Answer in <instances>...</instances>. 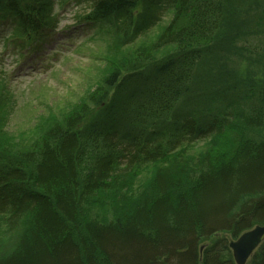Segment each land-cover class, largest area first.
I'll use <instances>...</instances> for the list:
<instances>
[{"label":"trees","instance_id":"16d2710c","mask_svg":"<svg viewBox=\"0 0 264 264\" xmlns=\"http://www.w3.org/2000/svg\"><path fill=\"white\" fill-rule=\"evenodd\" d=\"M50 3L51 0H0V20L15 25L14 36L40 38L48 27ZM91 3L94 20L120 18L126 24V36L132 26L137 31L149 29L167 8L175 9L174 19L157 40L158 46L173 45V52L155 61L147 71L138 70V66L128 74H124L130 71L125 62L131 61L108 59L106 76L90 96L92 103H99L104 110L103 102L114 89L125 94L127 99H121L123 107L130 105L128 101L154 107L149 117L154 118L143 121L144 128L122 135L117 129H109L101 118L84 130L81 125L90 118L91 108L89 104H76L63 125L53 124L39 134L19 152L17 160L6 158L4 154L13 151L5 149L0 154V214L11 226L19 225L20 219L29 215L32 227L22 236L15 252L0 257V264H236L225 255L229 251L227 236L236 238L256 224H264V141L238 139L232 152L226 151L211 161L208 158L197 179L187 185L182 177L158 171L153 195L134 203L127 217L108 223L96 216L83 223L79 219L82 205L97 192L111 188L138 165L154 162L166 151L177 149L183 138L200 140L233 129L235 107L240 110L243 128L264 126V80L255 83L251 78L244 86L237 83L232 77L235 71L223 58L233 52L264 73L261 54L252 58L260 49L251 40L258 31L264 35V28H253L264 23V0ZM252 7L254 16H247L250 36L232 33V9ZM146 50L143 47L132 56L144 63L149 58ZM212 56L223 58L222 64L213 69L214 74L202 76L203 65ZM202 77L212 82L201 83ZM220 85L225 88L217 93L218 106L211 113L171 117L169 130L162 131L154 124L157 113L171 112L180 98L190 96L197 101L199 91L210 92ZM242 102L250 106L243 108ZM107 106L113 122L118 105ZM2 119L5 118L1 123ZM150 126L153 130L148 134ZM6 138L7 145H13L12 137L0 125V143ZM210 239L213 242L203 248L201 244ZM248 264H264V242Z\"/></svg>","mask_w":264,"mask_h":264},{"label":"rangeland","instance_id":"374dc122","mask_svg":"<svg viewBox=\"0 0 264 264\" xmlns=\"http://www.w3.org/2000/svg\"><path fill=\"white\" fill-rule=\"evenodd\" d=\"M232 10L235 11L232 33L250 36L247 35V30H251L247 26V16L252 19L255 7L241 11L234 8ZM92 13L91 0H51L47 19L49 30L46 32L49 34L38 42L26 43L20 37L14 36L15 25L8 22L0 23V125L4 126L6 133L14 141L13 145H7L9 142L6 138V141L0 143V154H4L7 148L13 151L5 153L6 158L17 160L19 152L28 148L31 141L40 136L39 134L51 128L53 124L63 125L66 116L76 104L78 106L82 103L89 104L87 106L91 108L90 118L88 117L81 125V129L84 130L91 127V122L101 118L100 120L105 119L109 129H117L122 135L144 128L143 121L154 118H149L154 107L135 104L128 100L130 105L123 107L121 99L127 98L125 94L115 92L114 89L109 91V96L103 102L104 110L100 108L99 103H92L90 96L106 76L108 59L112 62L131 61L128 64L124 61L127 65L125 68L130 70L124 74H128L138 66V70L147 71L155 61L157 63L173 52V45L158 46L157 40L174 19L175 9L167 8L160 20L149 29L137 31L136 26H132L129 28L128 36L123 33L126 24L124 25L122 19H106L99 22L92 20ZM183 21L182 19L180 22ZM258 27L263 30L264 23L253 26L255 29ZM251 40L256 44V48L260 49L252 58L255 60V56L261 54L259 60L264 64V35L258 31ZM229 46L231 47L230 44ZM143 47L148 48L146 55L149 58L141 63V60L137 61L132 55ZM239 50L242 52L241 47ZM223 58L229 69L235 71L232 77L237 83L240 81L244 86L250 83L251 78L255 83L259 82V79L264 80L261 69L250 67V64L238 59L233 52ZM221 59L212 56L211 60L204 63L201 75L214 74L213 69L222 64ZM205 80L212 82L204 79L201 83ZM224 88L225 85H220L210 92L200 89L201 91L196 94L197 101L192 100L190 96L180 98L171 112L157 113L153 122H156L154 124L163 131L165 128L168 129L171 117L185 116L191 112L198 117L204 112L211 113V110L218 106L217 93ZM109 103L111 106L118 105L113 122L110 120L112 119L110 112L107 111L110 109L107 106ZM241 106L246 108L250 105L242 102ZM233 112L236 120L234 122L231 120V125L236 128L225 130L223 133H213L200 140L183 138L181 146L170 152L166 151V155L161 159L138 165L130 174L123 175L124 178L120 177L121 181L109 189L100 190L87 204L82 205L80 222L92 220L95 216L104 223L127 217L134 203L153 195L154 179L158 171L173 173L176 178L182 177L183 184L187 185L191 180L197 179L208 158V161H211L226 151L232 152L237 146L238 139L245 141L244 137H247L256 142L264 141V126L243 128L239 118L240 110L235 107ZM1 118H5L2 119V123ZM148 128L150 134L153 127ZM149 137L147 136V139L151 138ZM168 139L172 140V136H168ZM94 147L98 150L97 145ZM5 217L4 214H0V257L15 252L22 236L32 227L29 215L20 219L19 225L13 226L6 222ZM227 237L229 244L233 236L229 234ZM210 242L212 243L213 239L201 245L204 248ZM225 255L234 259L230 247Z\"/></svg>","mask_w":264,"mask_h":264},{"label":"water","instance_id":"95a60500","mask_svg":"<svg viewBox=\"0 0 264 264\" xmlns=\"http://www.w3.org/2000/svg\"><path fill=\"white\" fill-rule=\"evenodd\" d=\"M264 241V225L258 224L254 228L243 232L237 239L230 241L234 259L237 264H247L255 250Z\"/></svg>","mask_w":264,"mask_h":264}]
</instances>
